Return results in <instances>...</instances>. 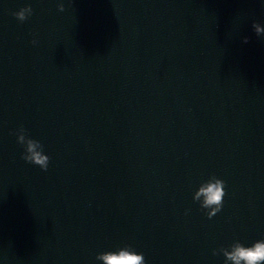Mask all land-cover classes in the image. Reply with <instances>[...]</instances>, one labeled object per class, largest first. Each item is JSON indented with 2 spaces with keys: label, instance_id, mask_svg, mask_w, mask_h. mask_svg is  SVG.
Instances as JSON below:
<instances>
[{
  "label": "water",
  "instance_id": "1",
  "mask_svg": "<svg viewBox=\"0 0 264 264\" xmlns=\"http://www.w3.org/2000/svg\"><path fill=\"white\" fill-rule=\"evenodd\" d=\"M254 21L260 0H0V264H99L125 244L223 264L214 249L264 237ZM20 126L46 171L20 158ZM209 175L226 185L211 219L192 201Z\"/></svg>",
  "mask_w": 264,
  "mask_h": 264
},
{
  "label": "clouds",
  "instance_id": "2",
  "mask_svg": "<svg viewBox=\"0 0 264 264\" xmlns=\"http://www.w3.org/2000/svg\"><path fill=\"white\" fill-rule=\"evenodd\" d=\"M260 2L264 4V0H260ZM57 10L64 11L63 2L58 3ZM12 15L19 22H24L32 16L31 4H25ZM251 27L258 37L264 36V25L254 21ZM244 42H247V38L244 39ZM31 43L35 45L37 41L33 39ZM14 135L16 136V143L23 149L20 158L25 163L37 166L41 171H46L50 157L45 153L41 141L32 138L23 126L18 127ZM225 187L223 179L216 175H209L192 192V201L203 210L206 218L211 219L221 211L223 198L226 194ZM185 214H187V210ZM218 254L223 257V264H264V237L250 245L235 240L227 247L222 246L213 250V256ZM95 260L99 264H146L144 253L137 251L129 244L117 247L115 250L98 253Z\"/></svg>",
  "mask_w": 264,
  "mask_h": 264
}]
</instances>
